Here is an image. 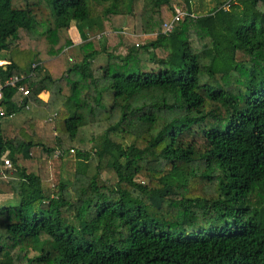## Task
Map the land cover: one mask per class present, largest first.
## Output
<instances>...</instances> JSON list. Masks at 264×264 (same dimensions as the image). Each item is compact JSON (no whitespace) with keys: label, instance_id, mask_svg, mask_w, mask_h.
<instances>
[{"label":"trees","instance_id":"obj_1","mask_svg":"<svg viewBox=\"0 0 264 264\" xmlns=\"http://www.w3.org/2000/svg\"><path fill=\"white\" fill-rule=\"evenodd\" d=\"M233 1L196 17L182 0L185 15L165 36L176 0H0V54L28 91L19 103L6 88L0 119L38 109L18 129L0 120V156L13 165L0 168V186L18 199L0 209V264H264V0ZM135 14V31L155 40L122 56L121 38L102 48L89 38ZM71 28L82 59L65 68L54 55L73 47ZM87 127L100 130L85 139ZM75 148L70 185L62 158L53 185L47 166L18 165ZM195 178L211 195L190 188Z\"/></svg>","mask_w":264,"mask_h":264},{"label":"rangeland","instance_id":"obj_2","mask_svg":"<svg viewBox=\"0 0 264 264\" xmlns=\"http://www.w3.org/2000/svg\"><path fill=\"white\" fill-rule=\"evenodd\" d=\"M190 1H191L192 14L196 17L205 16L215 8L218 9V8L224 7L227 9L229 2L235 3L233 0H190ZM179 4H182V0H176V3L173 5V9L179 10L180 9ZM136 8H137V10L140 9V2L137 3ZM136 26H137V17L135 14V17L130 16V17L125 19L124 24L121 27L122 28L121 31L104 32V33L94 32L93 34L89 35V38L96 41L99 48H102V45L107 40L111 41L110 44L113 45L115 42H117L119 40V38H121L123 45L116 50L115 54L124 56L126 54V49L128 47L143 46L144 44L151 42V41L155 40V38H156L155 33L152 35L138 34L135 31ZM40 31H42L41 28L35 27L32 32L36 33V32H40ZM69 37H70V35H69ZM70 39H71V37H70ZM76 39H77V37H76ZM79 42L81 43V41H79ZM18 46L20 49H22V47L25 48L23 46V43H21V44L19 43ZM78 46L72 47V48L64 51L63 54H61L60 52H56L54 56L56 57V59L60 60L63 63V66L65 68L72 66L73 64H77L82 59L81 54H80L79 49H78ZM33 47L36 48V46H33ZM27 53H30V55H35L36 53L37 54L39 53V57L42 56V54L40 53V50L38 51V50L31 49V51L27 52ZM156 54H157V57H159V58H163L165 56V54L163 52H160V51H157ZM9 55H10V53L3 52L2 54H0V58L7 59L9 57ZM43 61H47V60L43 59ZM105 64H106V56H103V55L99 56L93 62V70L99 68L100 66H104ZM17 65H20V64H17ZM9 68L13 74H19V73H16V70H18L16 67L11 66ZM19 96L21 97L20 94H17V97H15L14 100H16V101L18 100V102H19ZM20 100H21V98H20ZM37 113H38V109H35V108H32L31 111H27V110L22 111V112L16 114L14 117L11 116V117H5V118L0 119L1 125L6 128V127H10L12 125H17V123H20L22 121H23L22 122V125H23L27 120L34 117ZM55 114H56V112H52V111L48 113L49 121H51V122L54 121L55 116H56ZM34 120L36 121V123H40V124H44L46 122L42 118L37 119V120L34 119ZM59 120H61V122H62L63 118H60L56 121L57 127H55V128H57V130H55V131H56L57 135L62 134V128L60 125L61 123H59ZM43 127H44V125L42 126V128ZM99 130L100 129L97 127L85 128L83 130L85 139H88V137L91 134H97ZM75 152H76V148L74 149L73 154H68L62 158L63 167L61 169L60 177H61V180L68 185H70L74 180V175H75V170H76ZM56 160H58V159H54V157L53 158L48 157V158H46L45 161L39 162L36 160V158H34V160L23 162V165L25 167H27L26 170H28L30 173H34V174L37 173L39 164H40V166H47L48 170H49V172H48L49 175L46 178H47V181L50 182L49 184L53 185V178L56 174V171H58L57 170L58 167L55 164L56 162L54 163V161H56ZM101 177H102V180L106 181L109 179L110 174L108 172H104ZM135 182L137 184H141V185H145V186L149 184V180L145 179L143 177H137ZM203 182H202V180L195 178L192 180L190 188H193V190L201 188V189H203L204 192L205 191H213L214 186L206 185ZM154 183L157 184V182H154ZM206 194H209V193H206ZM209 195H211V194H209ZM258 197H260V196H258ZM253 199L254 200L256 199L255 196H253ZM258 202H259V206H264V199L263 200L260 199ZM17 205H18V199L15 195H13L11 199H9L7 197V201H5L3 204H0V209L7 208V207H14ZM147 210H148V213L150 214V216H153V215H156L157 213H159V211L156 208L152 207L151 205L147 206ZM160 211H167L166 206L163 205V207H161ZM152 218L155 219V217H152ZM154 219L149 218L148 220L152 221ZM168 224H169V222L165 223V225H168ZM30 256H32V255H30Z\"/></svg>","mask_w":264,"mask_h":264},{"label":"built area","instance_id":"obj_3","mask_svg":"<svg viewBox=\"0 0 264 264\" xmlns=\"http://www.w3.org/2000/svg\"><path fill=\"white\" fill-rule=\"evenodd\" d=\"M175 17L173 20L169 23H165L163 25V32L162 35H169L174 27V24L179 21L182 17H184L185 14L181 13L178 9L175 10ZM25 76L20 74H12L8 78H6L4 81H1L0 79V103L3 101V91L6 88H12L16 89L17 94L21 95V100L19 103H22V100L28 96V91L23 87L22 82L24 81ZM4 116V112L2 108L0 107V117ZM68 154H73V151L70 150L69 152H64L62 150H56L54 152V158H63ZM0 168L2 171H11L13 170V165L8 159L7 154H3L0 156Z\"/></svg>","mask_w":264,"mask_h":264},{"label":"crops","instance_id":"obj_4","mask_svg":"<svg viewBox=\"0 0 264 264\" xmlns=\"http://www.w3.org/2000/svg\"><path fill=\"white\" fill-rule=\"evenodd\" d=\"M68 35H70V37H71V41H72V43H73V47H77L79 44H80V42L79 41H81L80 40V37H79V34H78V32H77V30L75 29V28H71V29H69V31H68ZM76 37H77V39H76ZM8 66H11L10 65V63L7 61V59H5V58H0V67H6V68H8ZM20 96H19V101H20ZM38 99L40 100V101H42L43 103H46V102H48V100H49V93L48 92H46V91H44V92H42L39 96H38ZM15 115H13L12 117H14ZM26 121V120H25ZM23 122V121H22ZM22 122H20V123H17V125H12V126H10V128H12V129H18V128H21L23 125H22ZM44 124H40V123H35V126H34V132H35V134L38 136V137H40L41 136V134H42V131H43V128H42V126H43ZM7 128V127H6ZM5 127H3L2 126V129H6ZM23 162H26V161H23V160H21V161H19L18 162V165L20 166V167H23V168H25V169H27V167H25L24 165H23ZM23 165V166H22ZM27 171V173H30L28 170H26ZM12 196H13V194L9 191V189H8V187H6L5 185H1L0 186V204H3L5 201H7V197L9 198V199H11L12 198Z\"/></svg>","mask_w":264,"mask_h":264}]
</instances>
